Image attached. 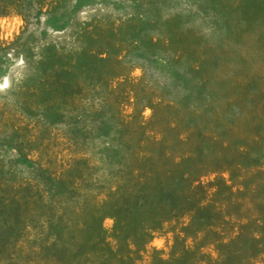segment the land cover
I'll list each match as a JSON object with an SVG mask.
<instances>
[{"label": "rangeland", "instance_id": "obj_1", "mask_svg": "<svg viewBox=\"0 0 264 264\" xmlns=\"http://www.w3.org/2000/svg\"><path fill=\"white\" fill-rule=\"evenodd\" d=\"M0 264H264V0H0Z\"/></svg>", "mask_w": 264, "mask_h": 264}]
</instances>
